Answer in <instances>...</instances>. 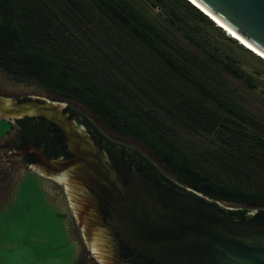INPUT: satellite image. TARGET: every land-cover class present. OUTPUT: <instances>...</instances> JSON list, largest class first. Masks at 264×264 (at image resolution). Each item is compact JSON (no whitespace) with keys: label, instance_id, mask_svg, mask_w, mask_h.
Wrapping results in <instances>:
<instances>
[{"label":"trees","instance_id":"1","mask_svg":"<svg viewBox=\"0 0 264 264\" xmlns=\"http://www.w3.org/2000/svg\"><path fill=\"white\" fill-rule=\"evenodd\" d=\"M0 74L83 104L181 186L264 209V60L188 0H0Z\"/></svg>","mask_w":264,"mask_h":264},{"label":"water","instance_id":"2","mask_svg":"<svg viewBox=\"0 0 264 264\" xmlns=\"http://www.w3.org/2000/svg\"><path fill=\"white\" fill-rule=\"evenodd\" d=\"M195 1L264 54V0ZM29 118L55 122L74 153L70 166L59 173L49 175L46 165L59 164L45 159L46 165L33 169L64 185L99 264H117L125 249L131 258L121 264H264V209L214 202L181 186L134 151L139 167L135 173L116 168L58 102L0 96L1 120ZM96 130L100 132L94 126ZM111 142L118 151L119 143ZM99 210L109 216L103 220Z\"/></svg>","mask_w":264,"mask_h":264},{"label":"flooded vegetation","instance_id":"3","mask_svg":"<svg viewBox=\"0 0 264 264\" xmlns=\"http://www.w3.org/2000/svg\"><path fill=\"white\" fill-rule=\"evenodd\" d=\"M31 97L34 96L25 95L22 98H26L27 100ZM57 97H59V99H56L57 101L53 102H58L62 105V107H64V112L68 115V118L73 120L77 126L86 131L85 136L88 137L95 146L103 150L113 166L119 169L129 168L133 173H135L136 169L139 167L133 160L134 158L132 157L131 152L137 151L134 150L133 147L123 143L119 144L120 149L118 151L115 150L116 148L114 149L113 146L116 144L111 142L114 139L110 138L106 132L118 139H125L128 141L131 140L130 142H134L142 149H145L141 144L134 139L118 137L111 133L86 106L80 103L88 109L91 116L96 120L93 124H96V127L98 125L102 127V130L98 129L101 133L97 130L93 131L94 126L90 121L89 124L86 117L87 114L83 110L76 108L74 104L66 98H62L60 96ZM89 118L91 120L93 119L91 117ZM6 122L9 123L10 130L0 141V184L8 181V184L2 185V187H5L4 189L6 190L11 186L19 187L21 183H26L29 175H32V177L30 176L32 182H34L38 187L52 188L54 207L65 219L66 233L69 237L70 245L74 250L72 263L99 264L88 249L77 218L70 206V200L64 189V185L57 179L40 175L37 171H35V169H33V166L41 167L46 165L47 163H45L44 159L49 163L56 162L59 164L53 166L52 164L46 165L49 175L59 173L58 171L70 166V163L75 156L69 148L66 137L64 136L61 128L55 122L47 121L43 118H29L17 120L16 122ZM13 132L15 133L12 134ZM148 156L150 158L152 157L154 161H157L151 153H149V151ZM158 164L161 166L159 162ZM161 169L165 172L162 166ZM99 212L102 214L103 220H105L106 216H109L103 210H99ZM130 258L131 255L129 250L125 249L122 254L118 255L116 262L117 264H121L124 260H128ZM133 261L134 260L126 261L125 264H134Z\"/></svg>","mask_w":264,"mask_h":264},{"label":"rangeland","instance_id":"4","mask_svg":"<svg viewBox=\"0 0 264 264\" xmlns=\"http://www.w3.org/2000/svg\"><path fill=\"white\" fill-rule=\"evenodd\" d=\"M25 95L39 96L52 102L59 99V97L52 94H47V96L34 94L24 86L8 81L0 74V96L15 98L24 97ZM67 100L72 102L76 108L83 110L92 124L96 122L86 107L75 100ZM89 117L93 119L91 120ZM93 125L96 126V124ZM97 127L102 130L100 125ZM9 130V123L0 119V140ZM106 134L116 140H113L116 143H123L133 147L138 154L146 156L150 159L151 164L162 170L158 161H154L152 157L148 156L146 149H142L134 142H130L131 140L118 139L107 132ZM3 184H8V181ZM3 184H0V254H2V263L73 264L67 258L71 248L67 247L65 243L66 238L63 234L65 231L63 228L65 225L64 218L59 215V211L54 206H47L46 201L40 198L41 194L38 191H43L41 187H34L32 184H30L31 186L21 184V187L11 186L6 190L4 189L5 187H2ZM43 189L50 191L47 196L49 197V202L54 205L52 199L53 189L50 187H44ZM28 234L33 235L29 237ZM61 246L67 248L66 252L59 251L58 248ZM59 255H61L60 258Z\"/></svg>","mask_w":264,"mask_h":264},{"label":"bare ground","instance_id":"5","mask_svg":"<svg viewBox=\"0 0 264 264\" xmlns=\"http://www.w3.org/2000/svg\"><path fill=\"white\" fill-rule=\"evenodd\" d=\"M191 2H193L197 8H199L201 11H203L207 16H209L213 21L216 22V24H218L219 26L223 27L227 33H229L232 37L238 39L245 47L249 48L250 50H252L253 52H255L256 54H258L259 56L264 58V54L259 51L257 48H255L254 46H252L251 44H249L248 42H246L241 36H239L231 27H229L227 24H225L222 20H220L219 18H216L214 16V14H212L207 8H205L204 6H202L201 4L197 3L195 0H190Z\"/></svg>","mask_w":264,"mask_h":264},{"label":"crops","instance_id":"6","mask_svg":"<svg viewBox=\"0 0 264 264\" xmlns=\"http://www.w3.org/2000/svg\"><path fill=\"white\" fill-rule=\"evenodd\" d=\"M22 185H24V183H21ZM26 185H30V184H35L34 182H32V180L30 181V182H27V183H25ZM36 185V184H35ZM21 187V186H20ZM38 187V186H37ZM43 191H38V193L39 194H41V196H40V198H42V199H44L45 201H46V205L47 206H54L51 202H49V197L47 196V194H48V192L50 193V191H48V190H45V189H43V187L41 188ZM43 193V194H42ZM64 227V232H63V234H64V236H65V243H66V246L67 247H69V248H71L70 249V251H69V253L67 254V258H69V260L71 261V263H72V255H73V253H74V250H73V247L70 245V242H69V237H68V235H67V233H66V226L64 225L63 226ZM32 235L33 234H28V236L29 237H32ZM65 245V244H64ZM59 249V251L60 252H62V251H65L66 252V247L65 246H61L60 248H58ZM71 252V253H70ZM71 254V255H70ZM1 256H2V254H0V264H5V263H2L3 261L1 260ZM61 257V255H59V258ZM63 258V257H62Z\"/></svg>","mask_w":264,"mask_h":264},{"label":"clouds","instance_id":"7","mask_svg":"<svg viewBox=\"0 0 264 264\" xmlns=\"http://www.w3.org/2000/svg\"><path fill=\"white\" fill-rule=\"evenodd\" d=\"M203 12V11H202ZM204 13V12H203ZM205 14V13H204ZM209 17V16H208ZM210 18V17H209ZM211 19V18H210ZM215 22V21H214ZM217 26H219L218 24H217ZM220 27V26H219ZM224 31H226L225 29H223ZM227 32V31H226ZM228 35H230L229 33H227ZM230 37L231 38H233V39H235V40H237L241 45H243L238 39H236V38H234V37H232L231 35H230ZM244 46V45H243ZM245 47V46H244ZM245 48H247V47H245ZM248 50H250L249 48H247ZM250 51H252V50H250ZM253 52V51H252ZM254 53V52H253ZM255 54V53H254Z\"/></svg>","mask_w":264,"mask_h":264}]
</instances>
